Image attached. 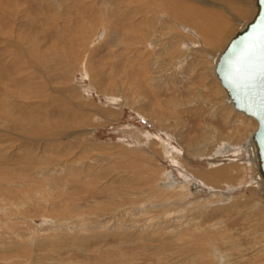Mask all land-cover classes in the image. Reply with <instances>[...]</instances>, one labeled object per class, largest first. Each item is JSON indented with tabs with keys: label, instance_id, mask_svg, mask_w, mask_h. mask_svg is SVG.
<instances>
[{
	"label": "rangeland",
	"instance_id": "374dc122",
	"mask_svg": "<svg viewBox=\"0 0 264 264\" xmlns=\"http://www.w3.org/2000/svg\"><path fill=\"white\" fill-rule=\"evenodd\" d=\"M154 1L0 0V264H27L30 254L33 264H190L187 247L178 249L192 232L186 222L199 225L196 234L228 233L230 264H264L252 156L215 155L246 140L256 122L223 98L212 61L189 35L200 63L180 73L173 58L182 39L154 18ZM252 4L220 46L206 47L223 51L252 19ZM162 141L183 165L162 156ZM230 162L236 172L214 177L213 191L195 188L184 210L162 216L160 176L184 183V174ZM167 223L181 235L171 237ZM35 234L36 250L26 241Z\"/></svg>",
	"mask_w": 264,
	"mask_h": 264
},
{
	"label": "bare ground",
	"instance_id": "6f19581e",
	"mask_svg": "<svg viewBox=\"0 0 264 264\" xmlns=\"http://www.w3.org/2000/svg\"><path fill=\"white\" fill-rule=\"evenodd\" d=\"M146 1V0H145ZM254 2V7H255V12H256V6H255V1L254 0H233L232 2L229 3V5H225L224 3H222V1L220 3L214 2V1H210V0H156L153 3V7L155 8V10L152 8H150L154 15V18L156 17L157 21H160V26L161 27H166V28H176L178 30L177 32H172L175 38L177 37H181L182 41H181V46L177 47V51H176V55L174 56L173 59H177L175 60V64L177 66V68L179 69L180 73L181 70L186 68L190 69L196 66H198L200 62H197L193 57H192V52H191V44H188L189 41H187L188 35L191 36L190 38H195L197 40V43H195V47L194 50L201 52L203 54H205L208 58L212 61V71L214 73V76L216 77V80L219 82L222 91L224 92V99L229 100L230 103V107L232 109H234L236 112H239L241 114H243L242 112L238 111L234 105L232 100L229 98L226 90L224 89V87L222 86L220 80L218 79L215 69H216V65L218 63L219 57L221 55V53L223 51H218L216 52L213 51L212 49H210V47L208 46L209 44L213 43L216 44L217 47L218 45L220 46L221 42L225 41V38L227 37V32L226 30L228 28H230V26L232 24H238L240 17H245L246 15L249 14L250 9H251V5L253 6ZM155 4V5H154ZM195 5V6H193ZM145 6V5H144ZM196 6H197V12L195 14L194 9L196 10ZM160 8V10L158 11V9ZM179 13V15H182L183 18L180 19V22L177 20L176 18L173 19L172 17H176L175 14L177 15ZM252 14V12H251ZM255 14V13H254ZM254 16V15H253ZM142 18V17H141ZM253 18V17H252ZM153 19V18H152ZM151 19V20H152ZM241 20V19H240ZM156 21V22H157ZM153 23V22H152ZM156 25V23H155ZM239 25V24H238ZM237 25V26H238ZM242 26V29L245 27L246 23H242L240 24ZM147 27V26H146ZM193 28V29H191ZM240 28V27H239ZM175 29V31H176ZM194 29L196 31H194ZM241 29V30H242ZM179 30H181L182 33L179 32ZM231 30V29H230ZM240 31V30H239ZM185 35V36H181V35ZM141 35V34H140ZM188 38V39H190ZM174 39V38H173ZM164 40V39H163ZM178 40V39H177ZM192 40V39H191ZM194 40V39H193ZM192 40V41H193ZM204 41V42H209L207 47L206 44L204 42L203 45L199 44V41ZM230 40V39H229ZM229 40L227 41V43L225 42L224 45V49L226 48ZM191 42V41H190ZM200 42V43H201ZM161 43V42H160ZM178 43V42H177ZM201 43V44H202ZM205 44V45H204ZM194 45V43H193ZM223 45V44H222ZM175 46H177L175 44ZM157 47V46H156ZM155 47V48H156ZM172 47V46H171ZM174 47V46H173ZM212 47V46H211ZM198 49V50H197ZM219 49V47L217 48V50ZM151 50V49H150ZM169 50V49H168ZM161 51L159 50V53ZM172 52V50H171ZM175 51H173L174 53ZM196 53V52H195ZM198 53V52H197ZM196 53V54H197ZM200 53V54H201ZM129 56V55H128ZM179 56V57H178ZM200 56V55H199ZM172 59V60H173ZM157 61V60H156ZM201 61V60H200ZM210 61V62H211ZM173 62V61H172ZM203 63V62H202ZM148 65V64H146ZM162 65V64H161ZM206 67V66H205ZM145 68V67H143ZM167 68V67H166ZM143 70V69H142ZM150 71V70H148ZM161 71V70H160ZM163 71V70H162ZM145 72V71H144ZM149 74V73H148ZM176 74V73H175ZM150 75V74H149ZM149 77V76H148ZM176 78V77H175ZM153 82V81H152ZM59 91V90H58ZM156 91V90H155ZM61 95V94H60ZM66 98V97H65ZM110 99V98H109ZM58 100V99H57ZM114 102H116L115 100H112ZM131 108V107H130ZM215 114V113H214ZM245 115V114H244ZM246 116V115H245ZM248 117V116H247ZM251 118V117H249ZM253 119V118H251ZM4 120V119H3ZM254 120V119H253ZM255 121V120H254ZM256 122V121H255ZM257 130V122H256V128L254 129V131L250 134V136L244 140L241 144H236V145H230V144H222L220 147H218V149L216 150V154H226L229 152H233L232 154H239L242 151H244L246 154H249L250 157L252 156V158L250 159L251 162H253L251 166H249V170H250V174H252L253 171V175H251L250 177V181L251 183V189H250V194L253 197H258L262 198L264 200V177L260 174L259 172V162L256 156V151H255V147L254 144L252 142V134ZM66 132V131H65ZM71 137V136H70ZM170 141V140H169ZM150 142V141H149ZM160 143V142H159ZM170 144H166L165 141H162L161 143V152H162V156L164 158L167 159H171L172 163L180 164L183 165L178 157V152L176 151V149L174 147L169 146ZM135 148V147H134ZM137 148V147H136ZM144 148V147H143ZM136 153V152H135ZM161 155V154H160ZM147 157V156H146ZM188 160V159H187ZM147 165V164H146ZM67 167V166H66ZM130 167V166H129ZM181 167V166H180ZM160 168V167H159ZM184 168V167H183ZM218 168V167H217ZM236 165H233L232 162H230L227 166H224L221 169H217L214 173V171H208L207 174L203 175V176H199L198 174H193L194 177H192L193 179H188V176L184 174V178H187L185 180L184 183H180L177 182L174 184V177L171 178L170 175H166V174H162L161 179L157 180V183L155 185V189L158 192V202L156 203V206L159 208L160 213L164 214L162 216H169L171 215L170 213L174 214L177 211H180L183 208H186L185 206H187V204H189L191 199V195H190V191L191 190H195V188L199 189V190H207L209 192H211V190L213 191V188H215L213 186L214 183H216L217 179H215L214 177H220L222 175H228V174H233L236 172ZM233 172V173H232ZM216 174V175H214ZM151 175V174H150ZM152 176H153V172H152ZM85 177V176H84ZM196 177V178H195ZM199 178V179H198ZM138 179V178H137ZM146 179V178H144ZM150 179V178H149ZM148 179V180H149ZM158 179V178H157ZM142 180V179H141ZM140 180V181H141ZM147 180V181H148ZM219 180V179H218ZM148 183H146L147 185ZM154 184V183H152ZM148 186V185H147ZM224 186L228 187L229 190H233L235 188H231V186L229 184H224ZM144 188V187H143ZM204 188V189H203ZM208 188V189H207ZM253 188V189H252ZM94 189V188H93ZM148 190V189H146ZM97 191V190H96ZM39 192V191H38ZM146 192V191H145ZM151 192V191H150ZM194 192V191H193ZM42 193V192H41ZM153 193V192H152ZM145 195V194H144ZM44 196V195H43ZM155 196V195H154ZM153 196V197H154ZM127 199V198H126ZM153 199V198H151ZM156 199V198H155ZM243 199V198H242ZM128 200V199H127ZM140 200V198H139ZM260 200V199H259ZM1 201V199H0ZM261 201V200H260ZM119 202V201H118ZM146 202V201H144ZM264 202V201H262ZM149 203V202H148ZM155 203V202H153ZM199 203V202H198ZM132 204V203H131ZM151 204V203H150ZM206 205V203H204ZM209 203H207L208 205ZM236 204V203H235ZM240 203H238L239 205ZM4 205V204H3ZM8 205V204H7ZM192 205V204H190ZM189 205V206H190ZM202 204H199V207H201ZM204 205V206H205ZM134 206V205H133ZM152 205H149V207ZM154 206V208L156 207ZM194 206V205H193ZM192 206V208H193ZM196 206V205H195ZM148 207V206H147ZM197 207V206H196ZM198 207V208H199ZM2 208V207H1ZM157 208V209H158ZM156 209V208H155ZM197 209V208H196ZM223 209V208H221ZM147 210V209H146ZM184 210V209H183ZM194 210V209H193ZM192 210V211H193ZM136 211V210H135ZM138 211H141V209L139 208ZM190 211H191V207H190ZM206 211V210H203ZM2 212V210L0 209V213ZM218 212V211H217ZM61 213V212H60ZM201 213V212H200ZM219 213V212H218ZM178 214V213H177ZM7 215V213H6ZM20 215V214H19ZM22 215V214H21ZM195 215V214H194ZM70 216V215H69ZM74 216V215H73ZM1 217V216H0ZM4 217V216H3ZM83 217V216H82ZM118 217V216H117ZM185 217V216H184ZM9 218V217H8ZM7 218V219H8ZM177 218H172L170 220H168V223L174 222L175 220H179ZM11 219V217H10ZM61 219V218H60ZM66 219V218H65ZM153 219V218H152ZM164 219V217H163ZM183 219V217H182ZM64 220V218H63ZM3 221V220H2ZM162 221V220H161ZM45 222V221H44ZM57 222V221H56ZM80 222V227H82L81 225H86L85 222L83 220H79ZM2 223V222H1ZM173 229V234H171V237L173 238H177L178 236L181 235V233L178 231H175L174 233V229L178 228V226H173V225H168ZM56 224V223H55ZM160 224H165L163 222H159ZM88 225V224H87ZM155 226V225H154ZM15 227V226H14ZM58 227V226H57ZM185 227L187 228V231H192L191 234L188 236V239L186 240V244L185 243H181L180 246L178 247V249H184L187 247V250L189 251V257L190 259L188 260L190 264H223L222 260H223V256L225 258V264H230V255L228 256L226 254L225 248L227 247V245L223 242V240H226L228 242L232 243V240L230 238V235L227 234H223V233H218V234H207L203 231L202 234H196L194 233V231L199 230V225L197 227H195L194 229V225H190L188 222H186ZM184 227V228H185ZM212 227V226H211ZM169 228V227H168ZM183 228V227H182ZM52 229V228H51ZM63 229V228H62ZM83 229V228H82ZM85 229V228H84ZM225 229V228H224ZM13 230V229H12ZM40 230V229H39ZM59 230V229H57ZM182 230V229H181ZM11 231V229H10ZM34 231V229H33ZM186 232V231H185ZM1 233V232H0ZM5 233V232H4ZM3 233V234H4ZM13 233V232H12ZM78 233V232H77ZM37 235V236H36ZM5 236V235H4ZM7 236V235H6ZM78 236V235H77ZM218 237V238H217ZM182 238V237H179ZM38 234H35L34 236H32L29 240H26L29 242V246L34 247V250L38 249L39 246L41 247L43 245V242H38ZM2 242V241H1ZM0 242V243H1ZM58 242V241H57ZM36 244V245H34ZM264 244V243H263ZM257 245V244H256ZM222 247V248H221ZM259 247V246H258ZM25 248V247H24ZM227 249V248H226ZM228 250V249H227ZM31 252L32 250H28L27 252ZM229 251V250H228ZM227 251V252H228ZM233 251V250H232ZM235 251V250H234ZM239 252V249L236 250V254ZM241 251V250H240ZM257 251V250H256ZM255 251V252H256ZM2 252V251H1ZM34 252V251H33ZM231 253V252H230ZM240 253V252H239ZM253 254V253H252ZM256 255V254H255ZM254 255V256H255ZM31 258L28 259V263L27 264H33V260H34V254H30ZM253 256V255H252ZM17 257H19L17 255ZM16 257V258H17ZM23 257V256H22ZM188 257V258H189ZM232 257V255H231ZM240 258V257H238ZM8 259V256H7ZM10 259V258H9ZM8 259V260H9ZM13 259V258H12ZM18 259V258H17ZM187 259V258H186ZM11 261V260H10ZM241 262V261H240ZM23 263V262H22ZM20 263V264H22ZM12 264V263H10ZM255 264V263H254Z\"/></svg>",
	"mask_w": 264,
	"mask_h": 264
},
{
	"label": "water",
	"instance_id": "95a60500",
	"mask_svg": "<svg viewBox=\"0 0 264 264\" xmlns=\"http://www.w3.org/2000/svg\"><path fill=\"white\" fill-rule=\"evenodd\" d=\"M254 1L253 18L231 38L215 72L234 107L257 122L251 138L264 177V0Z\"/></svg>",
	"mask_w": 264,
	"mask_h": 264
}]
</instances>
